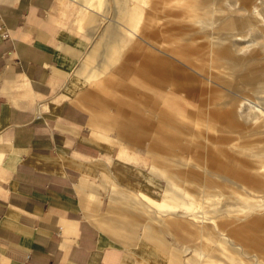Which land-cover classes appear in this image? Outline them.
I'll use <instances>...</instances> for the list:
<instances>
[{
	"label": "crops",
	"instance_id": "obj_1",
	"mask_svg": "<svg viewBox=\"0 0 264 264\" xmlns=\"http://www.w3.org/2000/svg\"><path fill=\"white\" fill-rule=\"evenodd\" d=\"M196 1L173 8L188 24L210 29L222 13H202ZM147 6L148 0H0V264H181L192 255L181 254L166 233L189 242L181 231L196 235L221 214L239 210V219L250 221L260 211L244 189L227 200L236 203L220 206L214 195L204 209L201 189L212 180L189 190L164 164L174 156L192 167L190 175L201 167L180 153L189 149L187 129L203 85L197 68L150 37L170 17L146 14ZM210 117L227 120V108L194 127L210 134L222 128H213L218 123ZM210 156H200L203 169ZM225 257L216 264H243Z\"/></svg>",
	"mask_w": 264,
	"mask_h": 264
},
{
	"label": "rangeland",
	"instance_id": "obj_2",
	"mask_svg": "<svg viewBox=\"0 0 264 264\" xmlns=\"http://www.w3.org/2000/svg\"><path fill=\"white\" fill-rule=\"evenodd\" d=\"M157 1L153 11L151 5L156 1L148 0V6L143 8L144 12L170 18H163L164 22L158 26L160 30H154L150 37L157 39L164 51L177 55L193 71L197 68L199 74L203 75L202 77L194 71L200 78L203 89L201 100L195 106V112L191 113V126H187V130L191 131L189 149L180 153L186 158L190 157V162H197L201 167L193 168L195 174L190 175L192 167L183 168L182 163L175 161L174 156L173 161L165 160L164 164L178 173L185 181L183 186L189 190L198 191L202 184L209 185L212 180L211 188L201 189L202 196L206 198L203 202L204 209H207V200L214 195L219 196L220 206H226L227 202L236 203L235 200H227L229 197L240 196L241 189L251 197L249 202L259 204L260 209L250 221L240 220L239 210L221 214L214 218L215 226H207L203 231L199 229L196 235L184 236V231L173 228L172 231H181L178 236L189 242L177 241L168 233L165 238L175 247H180L181 254L192 255L189 258L181 257V264H192L187 261L189 259L203 264H216L217 260L226 258V253L243 264H252L248 261L249 256L257 255L260 257V264H264V243L254 245L256 238L264 242V0H197L200 12L213 16L222 13V17L217 19L214 16L211 30L209 26L202 28L198 23L185 22L182 19L185 12L180 8H173L180 0ZM161 1L162 5L158 4ZM120 15L121 11L116 18L122 24ZM210 31L212 34L208 38ZM211 41L217 42L219 46H213L209 50ZM216 61L226 65L225 70ZM206 77L213 80V83L208 82ZM222 106L227 108V120L223 117L222 122L215 117L209 119L212 123H218L213 128H222H215L210 134L202 128L194 127L195 120L204 119L209 112H221ZM196 132H200L199 135ZM204 136L208 138L205 139ZM192 147L199 154L194 153ZM203 153L211 155L212 160L207 166L212 177L206 172L208 169L202 167L204 161L200 156ZM163 183L164 177L161 184ZM244 200L247 203L248 199ZM226 239L241 245L243 250L230 246Z\"/></svg>",
	"mask_w": 264,
	"mask_h": 264
},
{
	"label": "bare ground",
	"instance_id": "obj_3",
	"mask_svg": "<svg viewBox=\"0 0 264 264\" xmlns=\"http://www.w3.org/2000/svg\"><path fill=\"white\" fill-rule=\"evenodd\" d=\"M211 34V33H210ZM251 102V101H250ZM252 103V102H251ZM255 105V104H254ZM257 106V105H256ZM252 205V204H251ZM259 206V205H258Z\"/></svg>",
	"mask_w": 264,
	"mask_h": 264
},
{
	"label": "built area",
	"instance_id": "obj_4",
	"mask_svg": "<svg viewBox=\"0 0 264 264\" xmlns=\"http://www.w3.org/2000/svg\"><path fill=\"white\" fill-rule=\"evenodd\" d=\"M2 34L4 35V34H5V32H2Z\"/></svg>",
	"mask_w": 264,
	"mask_h": 264
}]
</instances>
